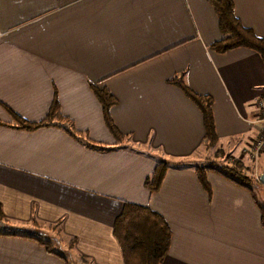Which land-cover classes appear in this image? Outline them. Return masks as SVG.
Masks as SVG:
<instances>
[{
  "label": "crops",
  "instance_id": "1",
  "mask_svg": "<svg viewBox=\"0 0 264 264\" xmlns=\"http://www.w3.org/2000/svg\"><path fill=\"white\" fill-rule=\"evenodd\" d=\"M232 3L241 25L264 39V0ZM219 39L206 0H0V227L30 230L33 220L55 243L73 240L58 250L68 263L122 264L112 224L130 203L169 226L161 264H264V188L254 187L255 202L207 171L208 198L189 166H171L205 163L193 159L203 150L201 116L167 83L181 72L190 90L212 100L215 152L238 157L257 137L264 67L247 49L211 52ZM89 84L115 98L109 115L129 136L123 149L87 150L56 128L7 127L8 111L41 120L55 94L77 131L113 145ZM158 160L170 167L150 194L142 183ZM0 264L63 263L30 240L0 236Z\"/></svg>",
  "mask_w": 264,
  "mask_h": 264
},
{
  "label": "trees",
  "instance_id": "2",
  "mask_svg": "<svg viewBox=\"0 0 264 264\" xmlns=\"http://www.w3.org/2000/svg\"><path fill=\"white\" fill-rule=\"evenodd\" d=\"M206 2L212 8L220 34V39L210 44L208 49L215 54H224L238 48L247 49L258 55L264 67V39L257 38L251 30L241 25L233 14L232 0H206ZM167 83L179 89L199 112L203 129V150L209 151L214 148L217 138L214 133L211 98L197 95L190 90L184 82V72L173 76ZM89 88L99 104L104 127L113 138V145L109 146L104 143L94 142L88 138L85 132L77 131L73 126V122L60 113L55 94L48 111L41 120L32 123L26 122L8 111L12 125L7 127L24 131L56 128L87 150L107 152L123 149L127 141H129V136L122 135L117 131L109 115L110 108L116 104L115 98L104 87L89 84ZM186 165L192 169L199 186L208 198H210V189L205 180V173L212 171L223 179L249 191L256 202L253 189L258 185L257 178H253L251 170L243 167L242 164L236 162L230 166H218L211 161L200 164H190V162L186 164V161H178L171 166L183 169ZM169 167L170 164L167 161H156L150 174L143 180V188L150 194L155 193L159 189L165 171ZM257 205L260 207L258 203ZM261 215V227L264 229V211L262 208ZM0 221H3L1 214ZM30 226V230H18L5 227L2 224L0 236L30 240L43 248L47 254L58 258L63 264H69L66 255L55 250L51 242L43 237L40 226L35 221L32 220ZM57 227L59 229V225L55 224L49 228L55 229ZM56 234H59V230H57ZM112 236L119 248L122 264H161L169 247L171 231L163 218L149 208L123 203L119 215L113 221ZM72 244L73 240H69L68 248H71Z\"/></svg>",
  "mask_w": 264,
  "mask_h": 264
},
{
  "label": "rangeland",
  "instance_id": "3",
  "mask_svg": "<svg viewBox=\"0 0 264 264\" xmlns=\"http://www.w3.org/2000/svg\"><path fill=\"white\" fill-rule=\"evenodd\" d=\"M214 150L215 149L212 148L209 151L205 152L201 148L195 154V156L193 158V159H195L194 162L195 161H199V162L211 161V162H213V164L218 165V166H230L231 164L236 163V162L241 164V161H239V160L246 158V156H244V154H243L244 148L242 150H240L238 157H232V156L224 155L225 153H222L221 151L215 152ZM261 162H262V164H264V152L261 153L257 159V163H261ZM250 170L252 172L253 178H258L257 176L263 172L261 170L260 171L256 170L255 168H251ZM258 199L260 202L264 203V198L261 196V194L259 195ZM40 231H41V233H43V237L51 242V245L55 250L62 249L63 246H65V244L68 241V240L64 241L63 245H62V243H55L54 239H53L54 234L51 231H48L46 228H41V227H40ZM69 263L70 264H80V261L78 259L74 260L73 258H70Z\"/></svg>",
  "mask_w": 264,
  "mask_h": 264
},
{
  "label": "built area",
  "instance_id": "4",
  "mask_svg": "<svg viewBox=\"0 0 264 264\" xmlns=\"http://www.w3.org/2000/svg\"><path fill=\"white\" fill-rule=\"evenodd\" d=\"M255 106L259 126L257 137L249 145L245 146L243 150L246 159L252 163L257 162L259 155L264 152V100H257Z\"/></svg>",
  "mask_w": 264,
  "mask_h": 264
},
{
  "label": "water",
  "instance_id": "5",
  "mask_svg": "<svg viewBox=\"0 0 264 264\" xmlns=\"http://www.w3.org/2000/svg\"><path fill=\"white\" fill-rule=\"evenodd\" d=\"M258 183L264 188V170L257 178Z\"/></svg>",
  "mask_w": 264,
  "mask_h": 264
}]
</instances>
